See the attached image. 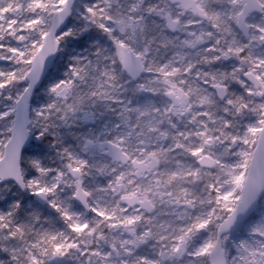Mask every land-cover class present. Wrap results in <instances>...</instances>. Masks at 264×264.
Wrapping results in <instances>:
<instances>
[{
  "label": "snow or ice",
  "instance_id": "snow-or-ice-1",
  "mask_svg": "<svg viewBox=\"0 0 264 264\" xmlns=\"http://www.w3.org/2000/svg\"><path fill=\"white\" fill-rule=\"evenodd\" d=\"M0 264H264V0H0Z\"/></svg>",
  "mask_w": 264,
  "mask_h": 264
}]
</instances>
